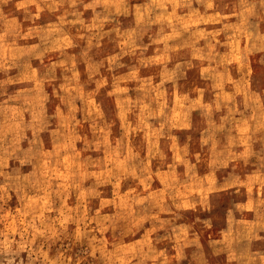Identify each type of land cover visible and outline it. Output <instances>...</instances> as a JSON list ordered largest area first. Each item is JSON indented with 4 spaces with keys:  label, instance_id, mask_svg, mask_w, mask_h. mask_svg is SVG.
Instances as JSON below:
<instances>
[{
    "label": "rangeland",
    "instance_id": "1",
    "mask_svg": "<svg viewBox=\"0 0 264 264\" xmlns=\"http://www.w3.org/2000/svg\"><path fill=\"white\" fill-rule=\"evenodd\" d=\"M0 264H264V0H0Z\"/></svg>",
    "mask_w": 264,
    "mask_h": 264
}]
</instances>
